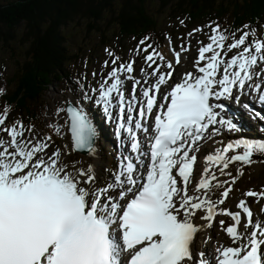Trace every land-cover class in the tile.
<instances>
[{
  "label": "snow or ice",
  "instance_id": "obj_1",
  "mask_svg": "<svg viewBox=\"0 0 264 264\" xmlns=\"http://www.w3.org/2000/svg\"><path fill=\"white\" fill-rule=\"evenodd\" d=\"M228 38L217 25L209 37L211 42L199 49L196 64L202 75L185 74L182 82L163 95L159 105L157 95L172 78L171 71L161 73L163 65H156L150 74L156 77L155 82L144 87L139 97L136 90L141 81L131 75L135 61L114 67L108 74L112 82L105 80L101 85L98 103L106 118L112 119L115 111L118 129L131 138L136 159L149 157L143 182L136 178L133 160L125 158L113 183L89 187L96 182L91 166L68 170L59 149L47 152L51 137L35 142L26 139L25 131L30 129L20 121L5 126L7 110L0 114V133L10 138L0 136V264H213L205 252L193 248V241L218 215L233 221L226 228L225 221L219 223L234 246L218 247L215 264H264V221L254 222L253 211L243 199L236 205L239 211L220 208L232 189L225 187L229 182L220 181L213 171L216 167L220 175L232 177L225 171L230 164L252 163L254 154L264 152V141L241 138L208 154V166L195 185L199 195H189L195 152L199 142L207 138L205 134L218 135L221 128L240 130L237 123L222 115L225 105L213 101L231 98L234 89L242 93L246 83L262 74L256 69L264 64V39L257 38L254 30L244 31L239 39L233 34V42L226 48ZM233 49L242 50L226 61L224 57ZM175 57L178 64L180 53ZM157 59L163 61L164 57L155 50L145 57L149 68ZM205 60L206 65L199 66ZM166 67L171 70L172 62ZM125 73L126 79L133 80L128 98L121 79ZM250 87L264 101V85ZM67 112L74 149L94 151L97 128L89 115L72 106ZM149 118L154 119L155 134L149 151L141 152L136 130L148 131L144 122ZM239 149L242 151L228 155ZM235 180L232 177L231 183ZM217 188L224 190L219 199H212L211 193ZM244 195L256 197L257 202L264 199V191L249 190ZM197 211L204 213L198 218L207 221L206 225L194 223Z\"/></svg>",
  "mask_w": 264,
  "mask_h": 264
},
{
  "label": "trees",
  "instance_id": "obj_2",
  "mask_svg": "<svg viewBox=\"0 0 264 264\" xmlns=\"http://www.w3.org/2000/svg\"><path fill=\"white\" fill-rule=\"evenodd\" d=\"M166 1L172 0H164L157 11L150 9L146 0H0V46L11 50L15 65L12 75L5 78L8 89L1 95L3 111L11 113L13 122L22 121L34 131L49 133L41 102L55 82L69 77L67 64L79 57L70 53L64 34L67 24L76 18L95 23L108 19L121 46L127 38L138 39L149 33L160 35L162 40L157 16L170 4V17H187L192 24L213 19L237 30L244 24L258 27L264 23V0ZM17 41L25 49L20 59L13 48Z\"/></svg>",
  "mask_w": 264,
  "mask_h": 264
},
{
  "label": "rangeland",
  "instance_id": "obj_3",
  "mask_svg": "<svg viewBox=\"0 0 264 264\" xmlns=\"http://www.w3.org/2000/svg\"><path fill=\"white\" fill-rule=\"evenodd\" d=\"M149 4V8L153 10H158L160 5L163 4L164 0H146ZM174 3L175 1H166L165 3ZM210 6V5H209ZM171 4L165 6L166 12L164 14H170ZM212 8H216L215 5H211ZM197 12V10H195ZM158 21L161 24L162 31H165V33H171L176 37V39L172 36V39H167L165 41V47L161 48L162 54L166 57L168 55H171L174 50H177L179 53H182L184 55L192 56L193 54L186 52L182 45H185L186 40H189L190 38L198 39L195 35H200L202 32V26L204 25L202 23V26L198 27H191L188 28L189 30H185L180 24L179 19H182L183 17H178L175 21H173V24L165 23V16L158 15ZM184 19V18H183ZM95 24V28L91 29L92 24ZM178 25V26H177ZM172 26H175V29H171ZM109 24L108 19L105 21H99L97 23L91 22L90 19H85L84 17L76 18L74 21L69 22L67 26L64 29V34L67 38V41L69 43L70 53L78 54V58H74L75 61H72V63L69 65V68L67 70L70 72L71 77L65 78L60 82H55L53 87L50 89V91L44 95L42 99V108H43V116L45 117L43 120V123H45L47 126L50 125L51 122H54L56 124V128H59L60 131L57 133V131L53 132L50 128L49 133L45 130H39V131H25V137L26 139H31L33 142L36 140H45L47 137H51L54 140L48 141L50 147L47 149V152L50 154V152H53L57 149L61 152V159L63 163L67 164L69 163V168L74 169H87L89 166H91L92 169H94L93 165L97 164L100 166V173L96 176L103 174L104 167H108V165H111L112 156L109 154H113L112 151L114 143L116 142V138L112 135V126H108L107 122L104 123L103 120L105 119V113H101L99 111V107L95 102L96 94L94 93L95 90L98 88V84L101 83V78L106 75L108 71H110L109 68H105L107 63H110L112 60V53L119 56L121 60L127 61L129 60H140V55L142 54V47L138 44H135L131 40V38H127L128 41L125 42V46L127 47L125 51L121 53H117L116 50H119L118 38H115L112 36V29ZM23 31V28L20 29V33ZM102 31V33L100 32ZM196 33H193V32ZM221 32V31H220ZM226 35L225 32H221ZM176 34V35H175ZM211 35H213V29L211 30ZM178 36V37H177ZM230 39L229 44L233 42L232 37L228 36ZM264 39V25L262 27L261 34L259 37ZM110 40V41H109ZM252 38L250 39V41ZM109 41V43H107ZM249 41V42H250ZM107 43V44H106ZM226 47V46H225ZM14 51L18 54L17 59L24 57L25 49L20 45L19 41H17L15 44H13ZM113 48V49H112ZM137 49H140L139 53L137 52ZM124 50V48L122 49ZM152 50V48L150 49ZM181 50V51H179ZM237 50L242 49H233V51L228 52L227 57H224V59L227 61L230 59L234 54H236ZM111 51V52H110ZM111 53V55H110ZM230 57V58H229ZM90 60V61H89ZM107 62V63H106ZM14 63L11 59V50L4 49L0 46V95L4 94L1 93L3 88L8 89V85L5 81V78L8 79L13 71H14ZM81 80L83 82H86L85 88L87 92H81V88L76 89L74 88V83L77 82V80ZM75 96V99H73ZM69 100H73V102L76 104V107L81 110H85L84 112L89 115V118L93 120V124H95L96 127H99L101 129V132H104L102 134H105L107 137L106 143H110V147H105L103 141L99 140L97 138V150L99 152V156L97 155V152L94 155V158L91 156H85V154H81V152L77 151L74 152L72 150V141L69 134V119L66 114V105ZM4 102V101H3ZM3 104L0 105V114H3ZM60 109H64V111H60ZM8 118L5 121V126H11L13 124L11 120V113L9 115L7 114ZM95 119V120H94ZM107 121L109 120L106 118ZM99 121L102 125L99 124ZM105 124V125H104ZM3 127V126H0ZM25 127V126H24ZM247 128H251L253 132L256 134V137H258V133H256V127L253 124H249L248 126H245ZM25 129H28L25 127ZM3 137H5V133H1ZM223 134L221 137H226V141H229L228 143H233V140H239L241 138L247 139L245 135H241L239 131H228L226 129L220 130V133L218 135H211L209 141L201 148L199 153V164L198 168L200 169L201 166V159L202 154L205 150H207V155L215 153L218 150H222L226 145L220 146L218 140L220 138L219 135ZM97 136V135H96ZM227 143V144H228ZM220 146V147H219ZM110 149L112 151H110ZM238 150H233L228 153L229 156L232 155V153L236 154ZM255 155V154H254ZM252 157V163L250 164H242L241 162H236L233 164H230L229 168L226 169V172H230L233 176H238V170H244L246 173L239 179V182H244L245 180L250 179L246 185L249 184H255L256 187H259L260 185H264V159L262 157L264 156V153H259V157L254 156ZM260 156H262L260 158ZM117 159V158H116ZM107 160V161H106ZM69 161V162H68ZM203 162V171L204 168L207 167V163L205 160V157L202 159ZM103 165V166H102ZM74 166V167H73ZM106 175L109 173L111 175L113 173V169L106 168L105 169ZM213 171H216L217 177L220 181H228V178L225 175H220L218 168L213 167ZM102 175V176H104ZM99 176L97 179V184H99L101 181L106 180L107 178ZM198 180V178L196 179ZM196 184L197 182L194 181ZM93 186V185H90ZM230 186L232 191L230 201L227 202V205L232 202V204L235 203V199L238 198L240 195L237 191L233 190L234 186L233 184L228 183L225 185V187ZM241 186H244L241 185ZM219 190V189H218ZM217 190V191H218ZM224 190V189H223ZM215 192V196L220 198L219 194ZM261 206V202L256 204L255 208H259ZM264 216V214L259 213Z\"/></svg>",
  "mask_w": 264,
  "mask_h": 264
},
{
  "label": "bare ground",
  "instance_id": "obj_4",
  "mask_svg": "<svg viewBox=\"0 0 264 264\" xmlns=\"http://www.w3.org/2000/svg\"><path fill=\"white\" fill-rule=\"evenodd\" d=\"M206 56H211V53H207L206 54ZM247 86V85H246ZM85 111V110H84ZM226 115H229V113L228 112H226L225 113ZM95 120V119H94ZM103 120H107L106 118L105 119H103ZM93 121V120H92ZM104 122V121H103ZM104 123H106V122H104ZM107 124L108 125H111V126H113V124H114V122H113V120L112 119H109L108 121H107ZM100 125H102L101 123H100ZM105 125V124H104ZM243 125V124H242ZM238 127H239V124H238ZM106 135L105 134H102V133H100L99 132V130L97 129V136L95 137V139H94V151H92V152H87V154H85V156H91L92 158H94V155H95V153L97 152V155L99 154V150L97 149V138L99 139V140H101V141H103V143H104V145H105V147H110V143H106V142H108L107 141V139H106ZM72 145H73V141H72ZM113 146V149L115 150V145H112ZM73 147V149H74V146H72ZM75 150V149H74ZM98 150V151H97ZM114 150L112 151L111 149H110V151H112V153H114ZM77 151H81V152H83V150H77ZM239 151V150H238ZM99 156V155H98ZM94 167V169H93V172H94V174H95V176H97L99 173H100V166L99 165H97V164H94L93 165ZM103 166V165H102ZM104 167V172H103V174H101V175H99V176H102V175H104L105 173H106V171H105V166H103ZM98 176V177H99ZM98 177H96V178H98ZM196 182L198 181V180H195ZM90 186V185H89ZM219 188H217V189H214L213 190V192L211 193V196H212V199H219L218 197H216L215 196V192L218 190ZM217 193L219 194V196H220V190H218L217 191ZM114 194V193H113ZM199 195V193H195V189H190L189 188V195ZM231 196V195H230ZM243 198V197H242ZM231 199V198H230ZM229 199V200H230ZM223 206L224 205H220V208H223ZM236 209H238V208H236ZM239 210V209H238ZM203 215H204V213H203ZM198 217H200L198 214H197V216L196 217H194L193 218V220H195L197 223H199L200 225H206L208 222L207 221H205V220H202V219H199ZM255 221H258V220H255ZM214 222L215 221H213L212 222V226L214 225ZM212 226L211 227H205L204 229H203V231L201 232V233H199V235L196 237V239L194 240V243H193V248L194 249H196V247L199 245V243H200V241H202V245H204L205 244V242L203 241V238L204 237H206L207 236V234L205 233V229H208V228H212Z\"/></svg>",
  "mask_w": 264,
  "mask_h": 264
},
{
  "label": "water",
  "instance_id": "obj_5",
  "mask_svg": "<svg viewBox=\"0 0 264 264\" xmlns=\"http://www.w3.org/2000/svg\"><path fill=\"white\" fill-rule=\"evenodd\" d=\"M70 106H72V107H74L72 104H68L67 105V108H66V111H67V109H68V107H70ZM67 114H68V112H67ZM68 117H69V119H70V116H69V114H68ZM70 123H71V120H70ZM69 131H70V128H69ZM70 133H71V131H70ZM72 138V137H71ZM79 152H81V151H79ZM87 152H88V150H83V152H81L82 154H87Z\"/></svg>",
  "mask_w": 264,
  "mask_h": 264
}]
</instances>
